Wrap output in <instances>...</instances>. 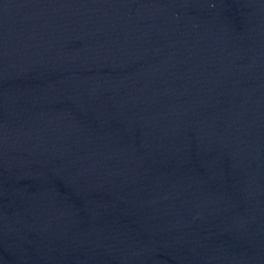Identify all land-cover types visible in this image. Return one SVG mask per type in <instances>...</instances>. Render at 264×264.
I'll use <instances>...</instances> for the list:
<instances>
[{
    "label": "water",
    "instance_id": "95a60500",
    "mask_svg": "<svg viewBox=\"0 0 264 264\" xmlns=\"http://www.w3.org/2000/svg\"><path fill=\"white\" fill-rule=\"evenodd\" d=\"M0 264H264V0H0Z\"/></svg>",
    "mask_w": 264,
    "mask_h": 264
}]
</instances>
